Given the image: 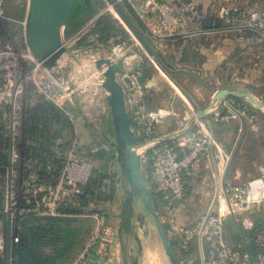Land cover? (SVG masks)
<instances>
[{"label":"rangeland","instance_id":"rangeland-1","mask_svg":"<svg viewBox=\"0 0 264 264\" xmlns=\"http://www.w3.org/2000/svg\"><path fill=\"white\" fill-rule=\"evenodd\" d=\"M94 3L95 13L86 24L69 36L64 31L67 51L57 68L48 71L41 66L36 71L35 81L24 78L17 85L18 90L15 88L9 92L12 96H0V136L7 139L9 148L14 106L19 107L17 119L21 124L22 144L26 153L29 152L27 147L48 149L45 140L60 130V125L53 121L62 118L59 123L65 124L68 131L72 129L69 126L73 121L80 125L82 151L85 152L81 156L92 160L94 178L100 177L109 190L113 188L107 193L113 199L109 204L91 202L86 214L79 219V233L65 264L73 263L90 248L101 229V216H122L128 201L131 203L134 230L142 247L153 254L164 251L154 217L147 212L142 199L131 194L127 177L122 173L114 147L116 136L107 100L109 92L103 87L106 76L97 66L99 60L111 58L114 46L124 43L128 54L134 51L143 56V61L147 56L152 58V62L147 60L148 65L142 66L144 75L145 72L147 75L151 71L157 72L158 76L161 75L160 82H163L164 76L173 77L183 89L185 99L192 105H195L192 99L196 100L203 92L207 93V74L217 75L216 67L220 66L226 83L230 80L246 83L245 89L252 91L258 104L263 107L258 110L251 102L242 101L250 106V115L240 117L245 122H242L237 133V157L228 153L219 142L223 141L221 137L231 134L220 126H213L212 129L216 142L226 154L231 155L227 170L237 162L241 182H248L253 191L250 209L243 213L244 216H238V223L228 220L232 227H226V234L234 243L239 240L241 247L251 257L253 254L257 256L260 253V237L264 236V0H176L172 2L174 13L167 22L161 18L159 11L142 20L125 3L100 15L106 9V2L94 0ZM4 11L8 18L21 17V9L9 1L5 3ZM18 30L14 23H0L1 35L4 38L10 35L16 48L21 47L15 34ZM218 56L224 58L219 61ZM171 70L186 72L172 73ZM176 76H179L178 79H175ZM40 82H51L65 91L61 92L59 99H48L43 89L42 94L37 90L38 87L42 88ZM194 89H198V95L194 94L193 97ZM33 93L35 99L29 102L27 98ZM159 98L163 99L161 94ZM39 105L47 112L46 115L54 118L51 122L40 120L35 108ZM13 113L15 115L16 112ZM38 130L41 139H45L41 143L35 141ZM55 148L54 152L58 154L60 149ZM26 153L24 159L27 158ZM163 225L167 232L168 226ZM171 244L176 247L173 242ZM195 247L198 248L197 245ZM51 248L46 249V254L52 253ZM203 253L207 258L208 246L205 242ZM155 264H160L157 258Z\"/></svg>","mask_w":264,"mask_h":264},{"label":"built area","instance_id":"built-area-1","mask_svg":"<svg viewBox=\"0 0 264 264\" xmlns=\"http://www.w3.org/2000/svg\"><path fill=\"white\" fill-rule=\"evenodd\" d=\"M7 1L23 10L22 20L5 16L4 6ZM104 1L106 9L100 15L125 3L142 20L159 11L161 18L167 22L174 13L172 2L176 0ZM30 11L31 0H0V23L8 21L18 25L20 31L15 34L21 44V47L16 48L10 35L4 38L0 33V96H12L9 92L15 88L18 90L17 85L24 78L35 81L36 71L41 67L38 65L28 71L32 65H37V59L29 47ZM127 52L125 43L118 44L113 47L109 59L120 65L117 80L123 88L126 111L137 138L142 173L145 174L143 178L156 213L161 222L168 226L169 239L174 246L184 251H188L194 242H205L208 246L205 264H253L249 252L235 247L226 234V221L232 219L238 223V216L250 209L253 197L251 185L248 182L236 184L224 178L231 155L226 154L216 142L209 120L198 114L176 116L172 106H152L150 87L141 80L142 70L136 67V60L140 56L134 51L131 54ZM40 87L37 90L42 94L43 89L48 99H59L61 92L65 91L63 87L57 88L51 82H40ZM226 106L230 107L228 104ZM18 109L14 106L12 111L10 162L8 166L0 167L5 170L0 173V264L7 263L8 247L10 263L16 264L15 250L22 240L24 225L33 218H60L65 216L62 209L68 206L81 208L83 187L90 183L94 173L93 162L81 156L82 144L78 136L68 141L57 139L53 142L60 149L58 154L55 153V160L48 157L44 160L24 159L26 148L22 144ZM231 109L234 116L250 115V108L245 104H238ZM13 112H16L15 115ZM174 116L176 130L162 133L160 126ZM214 120L223 121L225 118L217 114ZM216 152L223 164L222 171L221 176H214L205 212L194 226H183L175 220L173 210L176 204L183 202L189 195L188 176L203 162H213ZM104 220L103 215L99 222L101 229L96 233L90 248L100 240ZM256 259L257 264H264L263 235L260 237V253Z\"/></svg>","mask_w":264,"mask_h":264},{"label":"crops","instance_id":"crops-1","mask_svg":"<svg viewBox=\"0 0 264 264\" xmlns=\"http://www.w3.org/2000/svg\"><path fill=\"white\" fill-rule=\"evenodd\" d=\"M23 18L24 12L21 9V17H15L13 19L22 20ZM17 28L19 29V32L20 27L18 25H16V29ZM15 33L17 34V32ZM223 58L224 56L217 57L219 61H221V59ZM147 60H150V62L153 61L152 58L148 56L144 58V61L143 56L139 57V59L136 60V67L142 70L144 81L150 87V99L152 102V106H172L174 114H176V116L179 115V117H189L190 115L198 114L204 119L209 120L212 129L213 126L223 127L224 131H227L231 135H229L228 137H221V140L223 139V141H219L220 145H222V147L227 150L228 153H232L233 157H237L239 149L237 133L238 131H240L242 122L245 121L242 118H238L237 116L233 115L231 111V107H233L232 103H234L235 99H238L241 102H251L255 109L259 110L260 108H263L258 104L257 100L253 96L254 94L252 93V91H248L245 89L244 84L246 83H243L242 81L240 83H237L236 81L233 82V80H230L226 83V77L223 76V73L221 74V67L218 66L216 67L218 70L217 75H209L210 73L207 74V76L209 77L208 84H205L207 93L203 92V95H199L197 96V98L195 97L196 100L192 99L195 104L192 105L190 101L185 99L181 91L183 89L179 87L180 85L177 83V81L173 80V77L164 76V78H162L163 82H160L159 76L161 75L158 76L157 72L151 71L149 75H147L145 72L144 75L142 66L148 65ZM206 70L209 71V68H206ZM171 72L185 73L186 71L171 70ZM193 76L194 75H192L191 77L194 78ZM178 77L179 76H176L175 79H178ZM246 82L249 83L248 81ZM228 84L231 86H229ZM197 91L198 89H194V92H192L193 97L198 93ZM160 94L163 97L162 100H160V98L158 99V96ZM34 99V93L31 96L29 95L27 98L29 102H33ZM227 104L230 106L229 108L226 106ZM217 114H221V116H223L225 120L215 121L214 118ZM71 123L72 125L70 124L71 126L69 127H71L72 129L70 131L66 129L67 126H65V124L61 122L55 123L60 125V130L57 132L58 139L68 141L69 139L75 138L76 136L81 138L80 125H77L73 121ZM176 126V117L174 116L166 120V122H164L160 126V131L165 134L172 133L176 130ZM84 153L81 150L82 156ZM10 156L11 152L9 148V158ZM222 165V161L216 152L213 162L205 161L189 174V195L183 202L176 204L173 210L175 220L178 221L179 224L186 227H192L205 212L207 202L210 198L211 188L214 185V176H216V178L219 174L221 176ZM237 166L238 163L234 162V165L231 168H229L228 170L227 168H225L224 178L229 180L230 182L239 184L243 182H241L240 180V169ZM105 204L107 205L109 203L105 202ZM108 215V217L105 216L101 238L97 242V244L94 247H91L86 252V254L84 253L83 256H81L79 259L76 258V260L71 264H155L156 258L158 263L160 264H173L169 256L166 254L164 248V251L162 253L156 252L153 254L147 252L145 248L142 247L140 238L134 230L135 224L132 220V216L130 217V221L127 224L124 218V212L122 216H117V214ZM242 215L244 216L245 214ZM76 222L78 225L76 224ZM76 222L74 223V228L79 230L78 226L80 225V220L77 219ZM233 222L237 223L235 221ZM226 223V227H232V224H230L231 222L229 223L227 220ZM239 242L240 241L238 240L237 242L232 243L235 247L245 250L241 247V243ZM195 245H197L198 248L195 247ZM174 250L183 264H205L206 262V258L204 257L203 253V242H194L188 251H184L183 249H180L178 247H175Z\"/></svg>","mask_w":264,"mask_h":264},{"label":"water","instance_id":"water-1","mask_svg":"<svg viewBox=\"0 0 264 264\" xmlns=\"http://www.w3.org/2000/svg\"><path fill=\"white\" fill-rule=\"evenodd\" d=\"M93 13L92 0H31L28 38L30 51L37 59V65H32L28 71L33 70L38 65L48 71L57 68L59 61L67 51L63 44L64 31L86 24ZM97 66L104 71L106 76L103 87L109 92L107 100L111 109L116 136L114 147L117 151L122 173L127 177L132 193L142 199L145 209L154 217L162 246L171 262L183 264L152 205L143 178L137 138L131 128V120L126 111L123 88L117 80L120 65L107 58L99 60ZM141 80L144 81V78ZM8 225L10 228V215H8ZM252 261L253 264H257L254 254ZM6 264H11L9 247Z\"/></svg>","mask_w":264,"mask_h":264},{"label":"trees","instance_id":"trees-1","mask_svg":"<svg viewBox=\"0 0 264 264\" xmlns=\"http://www.w3.org/2000/svg\"><path fill=\"white\" fill-rule=\"evenodd\" d=\"M77 29H79V27L67 29L65 30V33L67 36H69ZM238 104H243V102L235 99L234 103H232L234 107H236ZM35 108L38 111L37 113L40 115V120H50L49 122H51V119H54L50 114L46 115L47 112H44L42 110V105L36 106ZM59 113L62 114L61 111H59ZM61 119L62 118H59L58 120L56 119L53 122H59L61 121ZM57 135L58 133L54 134L53 136H48L46 140L41 139L42 135L38 130L36 132L35 141L41 143V141L45 140V143L48 144V149L27 147L29 151L26 153L27 157L38 158L40 160H44L48 157L50 160H55L56 154L54 152L55 146L53 142L58 139ZM6 142L7 139L1 138L0 136L1 168L8 166L10 162L9 144H7ZM4 172L5 170L0 169L1 174ZM104 187L106 188V191H103V189H105ZM107 188L108 185L103 184L100 177L96 178L95 176L94 178L93 174L90 183L83 187V194L81 196V208L68 206L62 209V213L66 217L64 216L60 218H47L44 220H36L35 218H33L32 221L24 225L22 240L17 245L15 250L17 258L16 264H65L68 261V255L73 245L75 244L77 235L79 233V231L74 228V223L77 221V219L81 218L79 216L86 214L87 208L91 204V202L99 203L102 205L105 202H110L113 200L112 195H107V192L112 191L113 188L112 190L111 188L110 190H107ZM131 194L133 193L131 192ZM131 214V203L128 201V203H126L124 211V218L127 224L130 221ZM50 247H52V253L49 255L46 254L45 251Z\"/></svg>","mask_w":264,"mask_h":264},{"label":"flooded vegetation","instance_id":"flooded-vegetation-1","mask_svg":"<svg viewBox=\"0 0 264 264\" xmlns=\"http://www.w3.org/2000/svg\"><path fill=\"white\" fill-rule=\"evenodd\" d=\"M93 1V0H92ZM93 5H94V2H93Z\"/></svg>","mask_w":264,"mask_h":264}]
</instances>
